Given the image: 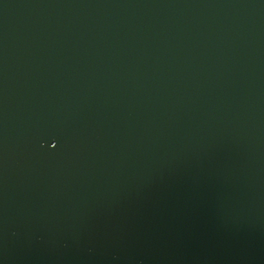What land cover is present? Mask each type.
<instances>
[{
  "label": "water",
  "instance_id": "1",
  "mask_svg": "<svg viewBox=\"0 0 264 264\" xmlns=\"http://www.w3.org/2000/svg\"><path fill=\"white\" fill-rule=\"evenodd\" d=\"M0 264H264V0H0Z\"/></svg>",
  "mask_w": 264,
  "mask_h": 264
}]
</instances>
